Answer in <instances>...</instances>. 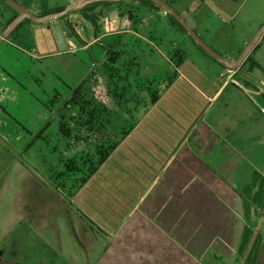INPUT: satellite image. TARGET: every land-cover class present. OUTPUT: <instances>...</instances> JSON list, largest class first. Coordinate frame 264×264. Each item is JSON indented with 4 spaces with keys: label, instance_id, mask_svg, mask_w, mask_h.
Here are the masks:
<instances>
[{
    "label": "crops",
    "instance_id": "1",
    "mask_svg": "<svg viewBox=\"0 0 264 264\" xmlns=\"http://www.w3.org/2000/svg\"><path fill=\"white\" fill-rule=\"evenodd\" d=\"M82 1L69 0L66 5L43 14L56 13L57 9ZM126 1L129 4H124ZM91 5L83 11L77 9L75 17L68 13L70 16L60 26L28 24L24 20L5 35L17 12L0 0V49L3 43L9 49V52L0 50V61L5 54L9 57L11 51L42 61L73 57L75 64L65 70L63 78L64 85L71 90L64 97L65 103L70 102L72 91L82 86L83 96L91 91V100L102 106L98 111L106 122L101 129L97 126V134H42L45 138L40 139L45 143L34 149L29 147L26 153L29 151L34 162L43 166L45 175L40 176L48 182H53L47 173L51 175L56 162L65 166L68 172L65 191L60 194L78 219L84 243L86 232L90 240L86 243L93 248L102 244L98 253L94 252L95 264L239 262L243 258L239 249L247 226L245 220L257 208L264 215V167L259 169L258 154L254 151L264 137V107L257 98L264 95V77L242 78L241 73H248L243 67L225 80L221 75L227 69L212 63L211 68L192 65L185 70L186 54L182 65H176L175 54L183 51L180 48L172 50L169 57L164 55L168 65L147 62L141 75L133 73L132 69L139 65V56L134 55L141 52L138 43L144 41L152 51L160 53L154 42L156 35L150 31L152 26L149 29L140 21L141 14L151 20L155 8L142 0L101 1ZM127 12L130 15L126 16ZM110 14L112 18L107 25ZM88 17L96 19L92 41H85L64 27L78 26L81 19L86 21ZM168 26L175 27L171 21ZM100 40H108L112 47L104 52L101 63L97 60L89 63L83 53L93 50ZM211 40L218 48L222 47ZM249 43L231 48V53L236 54L234 60ZM110 52L119 57L111 61ZM99 54L96 51L95 57ZM124 59H127L125 66L121 64ZM106 65L136 78L134 85L127 81V76L118 79L124 78L127 83L124 89L132 96L139 90L145 93L139 100L133 99L135 106L127 112L138 122L98 165L100 155L121 135L115 134L114 124H110L115 120L116 101L110 97L112 79ZM174 69L176 74L171 76ZM162 72L163 78L159 80ZM137 81H142L138 87ZM148 87L159 91L155 104L150 103ZM4 93L1 87L0 94ZM100 94L98 98L96 95ZM75 108L82 119L83 112L78 106ZM50 124L46 123L40 133L48 131Z\"/></svg>",
    "mask_w": 264,
    "mask_h": 264
},
{
    "label": "rangeland",
    "instance_id": "2",
    "mask_svg": "<svg viewBox=\"0 0 264 264\" xmlns=\"http://www.w3.org/2000/svg\"><path fill=\"white\" fill-rule=\"evenodd\" d=\"M12 1L37 17L45 16L46 11L52 12L55 7L64 6L69 2V0ZM165 1L173 3L175 10L198 36L228 60H234L236 56L231 53L234 45L243 46L244 42H251L264 25V0ZM129 2L126 1L124 4H129ZM77 13L78 10H74L69 14L75 17ZM69 14L42 24L60 26L68 19ZM128 15L130 14L127 12L126 16ZM144 15H140V21L149 29L152 26L150 31L156 35L154 42L159 45L160 53L152 51L144 41L138 43L141 52H135L134 55L139 56V65L132 69L133 73L138 72L139 74L140 72L141 75L143 68H147L145 65L147 62L151 65L164 66L167 58L164 55L169 57L172 50L177 48L186 54L185 70L192 65L199 68H211L209 63L221 66L199 48V45L179 26L175 25L173 29L170 28L168 26L170 18L165 10L155 9L151 20L146 19ZM110 18L112 14L106 18L107 25H109L108 19ZM25 22L33 23L29 19ZM103 22L101 20V23ZM64 27L69 32L78 33L85 41L95 39V26L90 20L82 21L81 19L78 26L64 25ZM145 35L150 34L145 33ZM211 39L219 42L222 47L218 48V44H212ZM112 44L108 40H100L94 44L93 50L85 51L83 55L89 63L95 60L101 63L102 55L110 46L112 47ZM6 46L3 43L0 50L9 52ZM222 48L230 52L221 51ZM96 51L100 52L99 57H95ZM13 52L11 51L9 57L5 54L0 61V88L2 87L5 91L4 94H0V264H95L96 256L94 255L98 253V246L102 244L97 245V249L93 248L92 244H88L90 240L87 233L82 231L86 237L84 243L80 237L78 219L74 212L71 213L69 205L63 201V196L60 194L61 191H65L64 182L68 174L65 166L56 162L51 175L46 172L49 179L53 180V182H48L40 176V173L45 175L43 166L34 162V156L30 155L29 151L26 153L29 147L34 149L45 143V140H42L45 138L42 134H62L59 131L61 123L65 124L69 134H97L95 131L98 123L93 122L88 125L86 115L83 114L82 119H79L80 113L75 106L70 102L65 103L64 97H67L71 90L64 85L63 78L66 77L65 70L72 68L75 62L73 57L66 56L44 61L32 60L22 53ZM252 59L261 67H253L249 62L244 66V70L248 73H241V77L260 78V75L264 77V35L259 41V47L252 54ZM126 61L127 59L122 60L121 64L125 66ZM163 74V72L160 74L159 80L163 78ZM124 76H127L125 78L129 83L136 80L135 77H128L126 71L113 73L112 91L117 85L119 88L127 86L124 78L118 81L119 77ZM139 82L142 83V81H137V87ZM144 93L139 90L136 96H132L129 91L127 93L125 91L124 98L128 101L125 99L119 101L121 104L118 107L116 100L115 120L110 124L118 128L124 125L129 126L135 121L138 122L127 112L135 106L133 99L139 100L142 97L141 94ZM84 94H87L84 97L85 101L93 100H91V91L88 90ZM96 96L99 98L101 94ZM110 97L114 99L112 95ZM257 98L264 107V95L259 94ZM92 103L98 104L95 100ZM102 114L100 112L97 120L99 124L105 123L106 126ZM48 122L51 123V128L45 133H40ZM259 144L260 146L254 147V151L258 154L256 160L261 170L264 167V137L261 138ZM245 222L249 228L253 227L252 236L245 256L234 264L241 262L244 264L249 253L255 249L259 252L256 264H264V215L257 208L255 212L252 211L251 216H248ZM87 240L88 243H86Z\"/></svg>",
    "mask_w": 264,
    "mask_h": 264
},
{
    "label": "trees",
    "instance_id": "3",
    "mask_svg": "<svg viewBox=\"0 0 264 264\" xmlns=\"http://www.w3.org/2000/svg\"><path fill=\"white\" fill-rule=\"evenodd\" d=\"M3 2V4L13 10L12 8H10L8 5H7V0H1ZM143 2H145L146 4L152 6L153 8L155 9H162L161 7L157 6L156 4H154L153 2L149 1V0H142ZM164 1V0H163ZM166 3H168L170 6L173 7V3H169L167 1H165ZM94 5V4H93ZM92 6V5H91ZM91 6H86L84 8L81 9V11H83L84 9L86 8H89ZM174 8V7H173ZM64 9L63 8H60V9H57L56 11L57 12H61L63 11ZM14 11V10H13ZM15 12V11H14ZM18 14V13H17ZM170 18V21L174 24V25H177L179 26L183 31L186 32V30L172 17L170 16L169 14H167ZM17 15H15L9 22H11ZM66 17V16H64ZM88 19L94 24L96 25V19L92 18V17H88ZM187 33V32H186ZM188 35V33H187ZM259 47V42L258 44L255 46L254 50L252 51V53L248 56V58L245 60V62L243 63V65L239 68V69H242L247 63L250 62L251 66L253 67H261L256 61H254L252 59V54L254 53V51ZM199 48H201L199 46ZM202 49V48H201ZM203 50V49H202ZM204 51V50H203ZM205 52V51H204ZM206 53V52H205ZM207 55H209L208 53H206ZM110 60L111 61H115V59H117L119 56V54H116V53H113V52H110ZM210 56V55H209ZM212 59H214L212 56H210ZM175 58H176V65L177 67L178 66H181L182 63H183V60L185 58V53L183 51H177L176 54H175ZM215 61H217L216 59H214ZM221 66L227 68L225 65H223L222 63H220L219 61H217ZM106 68L108 70V73L111 77V79L113 80V73H117L118 70L117 69H114L113 67L111 66H108L106 65ZM237 69V70H239ZM172 75L171 76H174L176 74V70L174 69V72L171 73ZM172 77H170L171 79ZM149 84V83H148ZM149 85H152V84H149ZM125 87H122V88H119L118 85L116 87V89L114 91H111L110 93L112 94V96L114 97L115 101L117 100L118 102V107L119 105L121 104L119 101H122V100H126V98H124V93L126 91V93L128 92V90H125L124 89ZM147 91L150 95V103L151 104H155L159 98V91L154 88V87H148L147 88ZM61 99V97H60ZM128 101V100H126ZM125 101V102H126ZM70 103L73 105V106H78L81 111L83 112L84 115H86L88 117V125L90 124H93V122H96L98 123L99 126H104L103 123H100L98 122V116H100V112L98 111V108L99 107H102L100 105H95L92 103V101H85L84 99V96L82 94V86H79L78 88L74 89L72 91V96H71V99H70ZM91 108V109H89ZM121 108V107H120ZM88 109V110H87ZM134 122L127 126V125H124V126H121V127H118L116 128L115 127V134H121L120 135V138H118L117 136V142L114 143L113 145H111L109 148V152L106 151V153H103L100 155V160L99 162L97 163L98 165L102 164L104 162V160L107 159V157L109 156V153L112 152L117 146H118V143L119 141H121V139L124 137V135L126 134H130V132L132 131V129L134 128ZM65 124H62L61 123V127H60V131L62 134H69V131L65 130ZM85 181V180H84ZM248 216V214H246V217ZM248 218V217H247ZM87 219V218H85ZM88 220V219H87ZM89 223L94 226V223L91 221V220H88ZM252 236V230L251 228L248 227V225L245 227V231H244V234H243V242L240 246V249H239V255L242 257V256H245L246 254V251H247V248L249 246V243H250V237ZM258 255H259V252L258 250H252L248 257L245 259V262L244 264H256L257 263V259H258Z\"/></svg>",
    "mask_w": 264,
    "mask_h": 264
},
{
    "label": "water",
    "instance_id": "4",
    "mask_svg": "<svg viewBox=\"0 0 264 264\" xmlns=\"http://www.w3.org/2000/svg\"><path fill=\"white\" fill-rule=\"evenodd\" d=\"M101 1H107V2H120L124 0H84L78 4H73L65 8L61 12L51 13L45 16H34L31 14L28 10L20 6L19 4L15 3L12 0H7V5L12 8L14 11H16L18 14L17 16L9 23L8 27L5 30V35L10 34L13 30H15L24 20L29 19L36 23H45L47 21L61 18L66 16L68 13H70L73 10L84 8L85 6L101 2ZM156 4L157 6L161 7L167 14L172 16L188 33V35L210 56H212L214 59L222 63L228 68L232 69H239L245 60L248 58V56L252 53L255 46L258 44L262 36L264 35V25L261 27L259 32L256 34V36L253 38V40L246 46V48L243 50L241 55L235 59V60H228L225 57H223L221 54L217 53L214 49H212L208 44H206L193 30L191 26L180 16V14L170 6L168 3H166L163 0H149Z\"/></svg>",
    "mask_w": 264,
    "mask_h": 264
},
{
    "label": "built area",
    "instance_id": "5",
    "mask_svg": "<svg viewBox=\"0 0 264 264\" xmlns=\"http://www.w3.org/2000/svg\"><path fill=\"white\" fill-rule=\"evenodd\" d=\"M166 13V12H165ZM167 14V13H166ZM227 69V71H226V73H224V74H222L221 75V78L222 79H225V80H227L228 78H231V77H233L235 74H236V70L237 69H232V68H226ZM227 78V79H226Z\"/></svg>",
    "mask_w": 264,
    "mask_h": 264
}]
</instances>
